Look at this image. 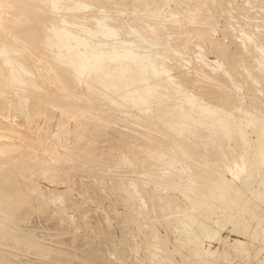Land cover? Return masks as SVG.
<instances>
[{
	"label": "rangeland",
	"instance_id": "1",
	"mask_svg": "<svg viewBox=\"0 0 264 264\" xmlns=\"http://www.w3.org/2000/svg\"><path fill=\"white\" fill-rule=\"evenodd\" d=\"M52 1L0 0V264H264V0Z\"/></svg>",
	"mask_w": 264,
	"mask_h": 264
},
{
	"label": "bare ground",
	"instance_id": "2",
	"mask_svg": "<svg viewBox=\"0 0 264 264\" xmlns=\"http://www.w3.org/2000/svg\"><path fill=\"white\" fill-rule=\"evenodd\" d=\"M54 1V0H53ZM52 1V2H53ZM66 1V0H65ZM64 1V2H65ZM51 2V3H52ZM56 2H57V0H56ZM63 1H62V4L64 3ZM77 2V1H76ZM61 3V2H60ZM81 3V2H80ZM89 3V2H88ZM46 4V3H45ZM48 5H49V3H48ZM58 5V6H57ZM75 5H76V3H75ZM56 7H61V6H59V4L57 3L56 4ZM82 7V6H81ZM51 9V8H50ZM58 9V8H57ZM23 11V10H22ZM51 11V10H50ZM56 11V10H55ZM56 14V13H55ZM53 15V14H52ZM59 15V13L57 14V16ZM27 16V15H26ZM46 16V15H45ZM48 16V15H47ZM192 16V15H191ZM52 17V16H51ZM48 19V18H47ZM76 19V18H75ZM81 21V20H80ZM14 24V23H13ZM12 24V25H13ZM36 24V23H35ZM39 23H37V25H38ZM4 25V24H3ZM41 25H43L44 26V23L43 24H41ZM64 25H65V23H64ZM14 26V25H13ZM16 26V25H15ZM33 26H34V24H33ZM57 27V30H58V28L60 29V34H61V40L62 41H64L63 39H67V36H69V32L67 33L63 28L66 26H63V27H61V25H59V24H52V23H46L45 24V26H44V28H45V30H44V32L45 31H49L50 29L52 30L54 27ZM5 27V26H4ZM10 27H12V26H10ZM29 28L28 29H30L31 28V30H32V27L31 26H28ZM38 27V26H37ZM37 27H34V28H37ZM7 28H8V26H7ZM43 27L41 28V26H40V30L41 29H44ZM67 28V27H66ZM3 30V29H2ZM11 30V29H10ZM25 30H26V28H25ZM37 30L38 29H36V32H37ZM67 30V29H66ZM69 31L71 30V28L70 29H68ZM67 30V31H68ZM74 30V29H73ZM22 31H24V30H22ZM27 31V30H26ZM35 30H33V32H34ZM39 31V30H38ZM42 31V30H41ZM56 31V30H55ZM10 32V31H9ZM31 32L32 31H30V33H29V31H28V34L29 35H31ZM50 32V31H49ZM70 32H72V31H70ZM7 33V32H6ZM22 33V32H21ZM23 33H25L26 34V32L24 31ZM35 33V32H34ZM51 33H56V32H51ZM58 33V32H57ZM57 33H56V35H57ZM78 33V32H77ZM36 34V33H35ZM35 34H34V36H35ZM38 34H40V33H38ZM38 34H36V35H38ZM46 34H48V33H46ZM45 34V35H46ZM72 34H74V33H72ZM71 34V35H72ZM6 35V34H5ZM8 35V34H7ZM10 35V34H9ZM13 35V34H12ZM19 35V34H18ZM29 35H26V36H29ZM41 35V34H40ZM39 35V36H40ZM50 35V34H49ZM52 35V34H51ZM55 35V36H56ZM4 36V35H3ZM20 36H21V34H20ZM34 36H33V38H34ZM43 36V35H42ZM53 36H54V34H53ZM74 36V35H73ZM79 36V35H78ZM41 37V36H40ZM44 37V36H43ZM46 38H48L49 39V43H48V39H47V43L48 44H54V46H52L53 48H56V46L58 45H60L61 46V44L59 43L60 41H58V38H57V40H56V37H55V40L52 38L51 40H50V36L49 37H47V36H45ZM52 37V36H51ZM58 37V36H57ZM59 37H60V35H59ZM74 37H76V36H74ZM81 37V36H80ZM85 37V36H84ZM94 37V36H93ZM3 38V37H2ZM1 38V39H2ZM11 38V37H10ZM13 38V37H12ZM19 38H21V37H19ZM22 38H24V35L22 34ZM33 38L30 36V39H31V41L33 40ZM39 38V37H38ZM18 39V38H17ZM27 39V38H26ZM36 41H37V37L36 38H34ZM40 39H42V38H40ZM60 39V38H59ZM68 39H69V37H68ZM76 39V38H75ZM8 40V39H7ZM15 40V39H14ZM39 40V39H38ZM45 40V38L43 39V40H41L42 42ZM19 41V40H18ZM30 41V42H31ZM68 41V40H67ZM5 41H3V43H4ZM23 42V41H22ZM38 42V41H37ZM37 42H34V44L36 43L37 44ZM0 43H1V41H0ZM28 43V42H27ZM39 43V42H38ZM59 43V44H58ZM67 43V42H66ZM90 43V42H89ZM95 43V42H94ZM6 44V43H5ZM10 44V43H9ZM29 44V43H28ZM40 45H42V43L40 42L39 43ZM38 44V45H39ZM63 44H65V41H64V43ZM92 44V43H91ZM0 45H2V43L0 44ZM13 46V44H10V46ZM17 45V44H16ZM18 45H19V43H18ZM21 45V44H20ZM37 45V46H38ZM43 45H44V43H43ZM75 45V44H74ZM88 45V44H87ZM5 46V45H4ZM36 46V47H37ZM46 46H47V44H46ZM46 46H45V49H47L46 48ZM59 46V47H60ZM64 46H66V45H63V49L62 50H64L65 49V47ZM72 46V45H71ZM1 47V46H0ZM6 47V46H5ZM17 47V46H16ZM16 47H14L15 49H16ZM48 47V46H47ZM69 47V46H68ZM2 48V47H1ZM4 48V47H3ZM43 48H44V46H43ZM62 48V47H61ZM8 49V48H7ZM11 49V48H10ZM12 49H13V47H12ZM22 49V48H21ZM32 49V48H31ZM40 49H42V47L40 48ZM39 49V50H40ZM94 49V48H93ZM199 49V48H198ZM3 50H5V49H3ZM14 50V49H13ZM13 50H11V51H13ZM19 51H20V49H18ZM23 50V49H22ZM37 50V49H36ZM49 51H50V48L48 49ZM57 50H58V48H57ZM61 50V51H62ZM65 50H67V49H65ZM70 50H71V48H70ZM70 50H68V51H70ZM73 50V49H72ZM6 51H8V50H6ZM5 51V52H6ZM10 51V52H11ZM46 51V50H45ZM52 51H53V49H52ZM98 51V50H97ZM2 52V51H1ZM1 52H0V54H1ZM20 52H22V51H20ZM33 52V51H32ZM43 52V51H42ZM47 52V51H46ZM60 52V51H59ZM71 52V51H70ZM85 52V53H84ZM84 52H78V53H76L75 52V56H74V58H72L71 60H72V63L74 64V69H75V72H74V69H73V72L75 73V76L78 74V72H79V69H81L82 68V66H83V68H84V66H89V67H91V69L93 68H95V70L99 67V65H101V59L102 58H104L105 57V55H103V54H101V53H99V52H94V51H91V50H87V51H84ZM91 52H94V54H92ZM44 53V52H43ZM48 53H50V52H48ZM57 53V52H56ZM69 53V52H68ZM71 53H73V52H71ZM89 53V54H88ZM5 54V53H4ZM8 54V53H7ZM14 54V53H13ZM37 54V53H36ZM45 54V53H44ZM53 54H55V52L53 53ZM61 54H63L64 55V53L62 52ZM61 54H58V55H61ZM67 54V53H66ZM65 54V55H66ZM2 55V54H1ZM0 55V56H1ZM6 55V54H5ZM9 55L11 56V54L9 53ZM51 55H52V52H51ZM56 56H58L57 54H55ZM63 55H61V56H63ZM69 56H70V54H68ZM116 55V54H115ZM14 56H16L15 54L13 55V56H11V63H13L12 62V58H15ZM23 56L25 57V55L23 54ZM42 56V55H41ZM55 56V57H56ZM61 56H58V57H61ZM72 56V55H71ZM71 56H70V58H71ZM19 57H21V56H19ZM42 57H44V56H42ZM50 57H54L53 55L52 56H50ZM68 56H65V57H63V60H64V62H65V58H67ZM114 57V56H113ZM1 58V57H0ZM17 58V57H16ZM34 58V57H33ZM69 58V57H68ZM3 59L5 60V57H3ZM18 59V58H17ZM21 59H22V57H21ZM24 59V58H23ZM25 59H26V57H25ZM45 59H46V55H45ZM105 59V58H104ZM103 59V60H104ZM14 60H16V59H14ZM19 60V59H18ZM17 60V61H18ZM27 60V59H26ZM48 60V59H47ZM53 60H55L54 58H53ZM56 60H57V58H56ZM58 60H61V58L59 59L58 58ZM102 60V61H103ZM2 61V60H1ZM6 62L8 61L9 62V60H5ZM16 61V62H17ZM31 61V60H30ZM62 61V60H61ZM66 61H67V59H66ZM69 61V60H68ZM24 62H25V60H24ZM24 62H22V63H24ZM27 62V61H26ZM57 62V61H56ZM63 62V61H62ZM35 63V62H34ZM58 63H60V62H58ZM66 63V62H65ZM20 65H21V63H19ZM27 64V66H28V63H26ZM43 64V63H42ZM3 65H4V63H3ZM8 65H10V64H8ZM16 65V64H15ZM18 65V64H17ZM19 65V66H20ZM7 66V65H6ZM26 66V68L24 69V73H25V70H27L28 68H30L29 66L27 67ZM69 66V65H68ZM168 66V65H167ZM5 67V66H4ZM3 67V68H4ZM13 67V66H12ZM21 67V66H20ZM97 67V68H96ZM52 68V67H51ZM105 68V67H104ZM4 69H6V68H4ZM8 69H9V67H8ZM11 69V68H10ZM9 69V70H10ZM103 69V65H102V67H100V69H98L97 71H95L94 70V73H93V75H94V77H95V80H97V81H99V82H104L105 84H107V82H105V81H107V79H106V77L105 78H103V76H102V74L100 73V72H102L101 70ZM132 69V68H131ZM140 69H141V67H140ZM1 70H2V68H1ZM8 70V71H9ZM12 70V69H11ZM14 70H16V68L14 69ZM30 70V69H29ZM31 70H32V68H31ZM46 70V69H45ZM58 70V69H57ZM72 70V69H71ZM120 70V69H119ZM123 70V69H122ZM136 70V69H135ZM166 69L165 68H161V69H156V73L157 74H159L160 72H162V71H165ZM17 71V74H18V70H16ZM16 71H15V75H16ZM22 68H21V74H22ZM33 71V70H32ZM140 71H142V70H140ZM2 72H3V70H2ZM1 72V73H2ZM5 72H7V71H5ZM11 72V71H10ZM27 72V71H26ZM82 72V71H81ZM105 72V71H104ZM118 72V71H117ZM12 73V72H11ZM47 73V72H46ZM63 73V72H62ZM20 74V73H19ZM19 74L17 75V76H19ZM21 74H20V76H21ZM26 74V73H25ZM28 74H29V71H28ZM92 74V73H91ZM108 74V73H107ZM142 74H143V72H142ZM141 74V75H142ZM8 75V74H7ZM7 75H0V86H2V87H0V90H2L3 88L5 89L7 86L9 87V86H13L14 84H15V82H13L12 81V79H10V78H8V76ZM11 75V74H10ZM23 75L24 74H22V77H21V79L22 78H24V80H26L27 81V83H28V78L27 79H25V77H23ZM78 75H80V74H78ZM104 75V74H103ZM168 75H170V74H168ZM167 75V76H168ZM14 76V75H13ZM19 76V77H20ZM29 76V75H28ZM31 76V75H30ZM59 76V75H58ZM61 76V75H60ZM80 76H82V74L80 75ZM78 77V78H81V77ZM84 76V75H83ZM106 76V75H105ZM108 76V75H107ZM138 76V75H137ZM27 77V76H26ZM33 77H35L34 76V74H33ZM33 77H31V79H33V80H37V79H34ZM43 77V76H42ZM132 77V76H131ZM130 77V78H131ZM144 77V76H143ZM146 77V76H145ZM151 77V76H150ZM17 78V77H16ZM36 78V77H35ZM54 78V77H53ZM57 78V77H56ZM141 78V77H140ZM170 78V77H169ZM20 79V78H19ZM77 79V78H76ZM104 79H106V80H104ZM119 79V78H118ZM135 79H136V76H135ZM166 79V78H165ZM14 80V79H13ZM23 80V79H22ZM29 81H32V80H29ZM16 82L17 83H20V82H18V79L16 80ZM34 82V81H33ZM32 82V83H33ZM37 82V81H36ZM54 82V81H53ZM87 83H88V81H86ZM135 82V81H134ZM139 82V81H138ZM137 82V83H138ZM141 82H142V80H141ZM152 82V81H151ZM22 83V82H21ZM20 83V84H21ZM32 83H30V84H28V85H31V86H33V84ZM47 83V82H46ZM66 83V82H65ZM171 83V82H170ZM23 84V83H22ZM35 84V83H34ZM36 84H38L39 85V83H36ZM103 84V83H102ZM104 84V85H105ZM109 84V83H108ZM25 85L27 86V84H26V82H25ZM37 85V87L39 88V86ZM103 85V86H104ZM11 86V87H12ZM41 86V85H40ZM67 86V85H66ZM90 86V85H89ZM7 87V88H8ZM10 87V88H11ZM30 87V86H29ZM57 87V86H56ZM12 88H14V87H12ZM11 88V89H12ZM22 88H23V86H22ZM31 88H36V86H34V87H31ZM47 88V87H46ZM53 88V87H52ZM51 88V89H52ZM60 88V87H59ZM154 88H155V86H154ZM54 89V88H53ZM52 89V90H53ZM70 89V88H69ZM90 89V88H89ZM150 89L151 88H149V91H150ZM176 89V88H175ZM36 90V89H35ZM173 90V89H172ZM3 91H5V90H3ZM15 91H16V88H15ZM54 91V90H53ZM68 91V90H67ZM146 91V90H145ZM2 93V92H1ZM62 93V92H61ZM12 94H14V93H12ZM17 94H18V91H17ZM2 95V94H1ZM19 95V94H18ZM68 95V94H67ZM75 95V94H74ZM146 95V94H145ZM144 95V96H145ZM3 96V95H2ZM15 96V95H14ZM26 96V95H25ZM22 97V96H21ZM30 97V96H29ZM35 97V96H34ZM39 97V96H38ZM47 97V96H46ZM100 97V96H99ZM103 97V96H102ZM142 97V96H141ZM51 98V97H50ZM11 99V98H10ZM95 99V98H94ZM150 99V98H149ZM4 100H6V99H4ZM23 100V99H22ZM74 100H76V99H74ZM109 100V99H108ZM135 100V99H134ZM137 100H139V99H137ZM19 101V100H18ZM21 101V100H20ZM46 101V100H45ZM103 101V100H102ZM193 101V100H192ZM24 102V101H23ZM34 102V101H33ZM71 102V101H70ZM74 102V101H73ZM77 102V101H76ZM81 102V101H80ZM135 102V101H134ZM13 103V102H12ZM16 103H17V101H16ZM20 103V102H19ZM91 103V102H90ZM10 104V103H9ZM98 104V103H97ZM101 104V103H100ZM137 104V103H136ZM220 104H223V103H220ZM23 105H24V103H23ZM27 105V104H26ZM68 105V104H67ZM74 105V104H73ZM77 105V104H76ZM205 105V104H204ZM12 106H14V105H12ZM20 106V105H19ZM207 106V105H206ZM4 107H5V102H4ZM3 107V108H4ZM16 108H18L17 106H16ZM146 109H148V108H146ZM206 109V108H205ZM216 109V108H215ZM215 109L213 108V106H207V113H208V115L209 116H211V115H214V113L216 112L215 111ZM225 109V108H224ZM27 110V109H26ZM60 110V109H59ZM74 111V110H73ZM191 111V110H190ZM25 112V111H24ZM202 112V111H201ZM98 113V112H97ZM183 114H184V112H183ZM204 114V113H203ZM4 115V114H3ZM7 115V114H6ZM11 115V114H10ZM25 115V114H24ZM217 115V114H216ZM208 116V117H209ZM20 117H21V115H20ZM20 117H19V119H20ZM217 117V116H216ZM215 117V118H216ZM15 118V117H14ZM17 118V117H16ZM92 118V117H91ZM211 118V117H210ZM19 119H17L16 120V122L17 121H20ZM22 119V118H21ZM230 119V118H229ZM8 120V119H7ZM84 120V119H83ZM145 120V119H144ZM201 120V119H200ZM6 121V120H5ZM4 120H0V127L1 128H7V127H9V129L10 130H5L3 133H5L4 134V136H3V138H1L0 139V156L1 157H4V158H6V157H10V156H13V155H16L17 154V152L19 151V149L21 148V146L18 144V139H25L26 137H25V135H26V133H25V131H23V129H22V131H23V134H17V133H19V132H16L17 131V129H14V128H12L13 127V124H12V126L11 125H9L8 124V122H5ZM85 121V120H84ZM89 121V120H88ZM143 121V120H142ZM205 121V120H204ZM230 121V120H229ZM105 123V122H104ZM103 123V124H104ZM141 123V122H140ZM205 123V122H204ZM213 124H215V125H218V129L219 130H221L222 132H224L225 134H228L229 132H230V127L228 126V118L227 117H225V116H223V117H220V118H216V119H214V121L212 122ZM212 123H210L211 125H212ZM252 124L254 123V122H251ZM17 124V123H16ZM78 124V123H77ZM143 124V123H142ZM230 124V123H229ZM237 124V123H236ZM251 124V125H252ZM255 124V123H254ZM19 125V124H18ZM21 125V124H20ZM215 125H213V126H215ZM83 126V125H82ZM89 126V125H88ZM105 126V125H104ZM262 128V127H261ZM260 128V129H261ZM8 129V128H7ZM106 129V128H105ZM215 129H216V126H215ZM259 129V128H258ZM3 130V129H2ZM262 130V129H261ZM260 130H258V132H259ZM263 131V130H262ZM198 132V131H197ZM202 133V132H201ZM240 133H242V130L240 129ZM77 134V133H76ZM97 134V133H96ZM2 135V134H1ZM0 135V136H1ZM28 135V134H27ZM259 135H260V142L262 143V144H264V134L260 131V133H259ZM6 136H12V137H14L15 136V139H8V140H5L6 139ZM94 136V135H93ZM227 136H229V134L227 135ZM10 137H8V138H10ZM71 137V136H70ZM83 137V136H82ZM181 137V136H180ZM231 137V136H230ZM230 137H228V138H230ZM32 138V137H31ZM40 138V137H39ZM94 138V137H93ZM92 138V139H93ZM82 139H84V138H82ZM89 139V138H88ZM209 139V138H208ZM211 139V138H210ZM27 140V139H26ZM96 141V140H95ZM89 142V141H88ZM92 142V141H91ZM22 143V142H21ZM24 146V145H23ZM36 146V145H35ZM26 148V147H25ZM29 148V147H28ZM22 149H24V148H22ZM36 150V149H35ZM24 152H26V151H24ZM259 152H260V150H259ZM259 152H257V153H259ZM145 153V152H144ZM23 155V154H22ZM143 155V154H142ZM17 156V155H16ZM12 158V157H11ZM1 160H2V158H1ZM5 160V159H4ZM11 162V161H10ZM13 162V161H12ZM8 163V162H7ZM6 163V164H7ZM3 164V163H2ZM12 164V163H11ZM24 165V164H23ZM31 165H32V163H31ZM33 166V165H32ZM35 166V165H34ZM239 166L240 167H242V165L239 163ZM29 167H31V166H29ZM31 169V168H30ZM3 174H5V173H3ZM2 176V175H1ZM1 179V178H0ZM6 182H7V180H5ZM3 186V185H2ZM1 186V187H2ZM7 186V185H6ZM5 187V186H4ZM2 190V189H1ZM1 190H0V192H1ZM6 190V189H5ZM7 190H8V188H7ZM7 190H6V192H7ZM9 191V190H8ZM4 192V191H3ZM4 194H6V193H4ZM3 194V195H4ZM23 194V193H22ZM1 197V196H0ZM1 200V199H0ZM3 201V200H2ZM195 204V203H194ZM168 205V204H167ZM198 207V206H197ZM192 216V215H191ZM195 217V216H194ZM191 221H192V218H191Z\"/></svg>",
	"mask_w": 264,
	"mask_h": 264
}]
</instances>
